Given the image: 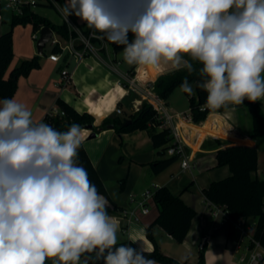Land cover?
I'll list each match as a JSON object with an SVG mask.
<instances>
[{"label": "clouds", "instance_id": "clouds-1", "mask_svg": "<svg viewBox=\"0 0 264 264\" xmlns=\"http://www.w3.org/2000/svg\"><path fill=\"white\" fill-rule=\"evenodd\" d=\"M61 12L123 46L128 65L191 73L198 62L209 109L264 99V0H66ZM180 89L194 92L187 79ZM84 139L78 124L59 131L15 98L0 100V264H79L84 253L103 264H156L117 246L119 222L78 162Z\"/></svg>", "mask_w": 264, "mask_h": 264}, {"label": "crops", "instance_id": "crops-1", "mask_svg": "<svg viewBox=\"0 0 264 264\" xmlns=\"http://www.w3.org/2000/svg\"><path fill=\"white\" fill-rule=\"evenodd\" d=\"M64 5L62 2L61 8ZM51 7L55 8L41 4L34 12L50 21L44 13ZM113 8L123 11L126 5L117 2ZM54 10L61 16L58 9ZM70 17L79 29L89 28L79 17ZM52 24L62 25L64 20L61 24ZM60 41L64 45L63 41ZM95 46L97 52H87L82 59H76L70 50H65L60 53L59 61L53 62L49 55L44 54L43 57L38 55V51L35 53L31 45L29 51H23L20 55H25L23 57L26 59L39 56L40 67L18 79L13 98L32 112L36 122H43L48 114L59 112L60 100L79 113L92 114L95 127H99L106 118H129L145 101L156 108L162 107V112L186 116V119L179 123V127L186 144V154L190 157L191 168L184 169L183 161L178 159L160 174L153 173L151 168V164L160 157L147 131L119 135L115 130L108 129L99 133L96 138L89 139L93 131L84 129V147L110 197L108 200L102 195L107 201L106 210L109 216L119 222L117 246L126 245L145 253L153 252L154 243L147 237V229L150 228L159 250L181 264H197L203 246L206 264H238L241 258H246V255L241 253L243 247L251 253L250 243L241 242L239 231L230 230L222 212L206 200L203 190L212 182L230 176L228 167H217L216 153L221 148L236 144L256 147L258 169L254 176L264 178V139L251 141L246 137L252 131V116L247 106L244 103L230 104L212 110L204 122L194 123L185 92L177 88L170 98L164 101L154 91L153 84L157 78L176 69L162 63L158 67L127 64L126 68L123 66V70H120L117 64L123 65L125 62L123 56V63H120L119 59L123 50L116 52L111 45ZM74 47L81 48L78 40L74 41ZM15 58L16 55L6 77L23 61ZM63 71H68L71 75L68 84L63 82ZM256 102L264 110V99ZM118 109L120 114L117 113ZM150 187L169 188L196 211V217L183 243L176 242L162 228L153 225L159 213L153 197L149 202L145 199L132 208L131 204L136 202L138 193H142L143 197L146 193L153 196L154 192H150ZM145 202L149 207V213L146 215L140 209ZM115 207L117 210H114ZM248 222L255 225L256 220L249 219ZM94 257L95 253H84L79 264H103L102 260L97 261ZM246 260L248 261L247 258ZM46 264H55V258L46 260Z\"/></svg>", "mask_w": 264, "mask_h": 264}, {"label": "trees", "instance_id": "trees-1", "mask_svg": "<svg viewBox=\"0 0 264 264\" xmlns=\"http://www.w3.org/2000/svg\"><path fill=\"white\" fill-rule=\"evenodd\" d=\"M56 1L62 6L63 0ZM26 24H31L34 32L39 31L43 27H49L60 37L64 44L69 42L71 36L77 37V34L72 32L66 23L58 26L53 25L47 18L33 11L26 10L23 16L14 17L11 21V29L0 35L1 99L13 98L17 90L18 79L40 67V57L35 56L31 59L23 60L6 77L14 60L13 29L17 25L25 26ZM81 32L85 36H89L91 32L99 36L101 41L92 39L95 45L105 43L113 46L116 52L123 50V46H118L106 38H102V34L95 32L90 27L87 30H81ZM128 39L131 42L134 39V34L129 32ZM53 52L61 53V49L59 46H55L53 47ZM185 59L190 60V57H185ZM190 62L193 64L194 69L191 73L186 69H180L163 74L157 78L153 87L156 95L161 100L166 101L177 88H180L181 83L187 79L194 88L193 94L185 93L189 99L191 120L194 123H201L207 119L212 109L206 107L207 93L196 87L197 82L200 80L199 69L201 65L195 61L190 60ZM244 104L252 116V131L246 137L251 141L264 139V110L257 102L245 100ZM58 107L59 113L47 116L43 122L59 131H66L72 124L80 125L83 130L91 129L98 134L108 129L115 130L119 135L147 131L153 147L157 150L160 157L151 164L152 171L155 174L165 171L179 159L178 155L169 156L167 154L172 139L168 130L161 128L162 120L159 111L147 101L143 102L140 109L130 115L129 118H106L99 127L94 126L95 118L90 113H79L62 100L58 101ZM129 120L131 121L130 123H128ZM216 160L217 167L229 168L230 176L212 182L207 189L203 190L204 197L212 205L221 207L228 213L230 218L228 224L231 231L234 229V225L240 221L255 219L256 223L251 234L253 239L259 242L264 250V178L259 179L254 176L258 169V150L249 144H236L219 149L216 153ZM78 162L87 170L89 180L96 186L98 193L110 200L105 184L95 169L83 143L78 149ZM121 185L123 188V183ZM153 201L159 209L153 225L162 228L176 242L183 243L188 236L192 221L196 217V211L167 187L155 189ZM114 210H117V207ZM147 237L154 243L155 247L151 253L144 252L147 258L155 260L159 264H181L159 250L150 233V228L147 229ZM249 248L253 250L255 248L254 243H250ZM197 264H206L205 246L200 250ZM258 264H264V253Z\"/></svg>", "mask_w": 264, "mask_h": 264}, {"label": "built area", "instance_id": "built-area-1", "mask_svg": "<svg viewBox=\"0 0 264 264\" xmlns=\"http://www.w3.org/2000/svg\"><path fill=\"white\" fill-rule=\"evenodd\" d=\"M41 4L47 6L48 5L54 6L56 9H58V11L61 13L64 23L68 25L69 29L72 32H75L77 34V37L71 36L69 42L63 45L59 39L55 38V32L53 31V36L49 42L53 47L59 46V48L61 49V53L64 52L65 50H70L71 53L76 57V59H82L87 52H91V53L97 52V48L95 44L92 42V39H99L101 41L100 37L92 32L90 33L89 36H85L78 28V26L74 24L71 17L66 18L62 14L61 12L62 8L57 3L56 0H0V27H2L7 22L11 23L14 17L23 16L26 10L34 12V10ZM41 29L37 32H34V34L32 35L33 41L37 42L40 39ZM76 40H78L81 44L80 49H75L74 47V41ZM102 46L105 47L106 44L103 43ZM49 59L53 62H58L60 59V53L52 51L49 54ZM62 76H63V82L65 84H68L71 78L70 73L68 71H63ZM156 109L159 111V114L163 113L162 115H160V118L162 120L161 128L168 130L169 135L172 139L167 154L169 156L178 155V158L183 161L184 169H190L191 168L190 157L186 154V150H185L186 144L183 140L182 131L179 127V123L184 121L186 119V116L181 114H170L164 111L162 112L161 111L162 107ZM58 113L59 112L50 113L47 116L56 115ZM117 113L120 114L121 111L118 109ZM144 197L146 199V202H149L153 196L151 193H146ZM146 202L143 203L141 206L142 213L144 215L149 213V207L146 204ZM217 209L218 211L222 212L224 216V220L227 223H229L230 218L228 213L221 207H217ZM137 219L138 218H136V220ZM254 226H255L254 224L250 225L249 222L246 220H242L234 225V229L239 231V233L241 234V238H242L240 240L241 242L248 240L249 243H254L255 245V248L251 250L250 258L248 259V261L246 260V258H241L238 264H258L259 260L262 258L264 250L260 246V243L253 239L251 234Z\"/></svg>", "mask_w": 264, "mask_h": 264}, {"label": "rangeland", "instance_id": "rangeland-1", "mask_svg": "<svg viewBox=\"0 0 264 264\" xmlns=\"http://www.w3.org/2000/svg\"><path fill=\"white\" fill-rule=\"evenodd\" d=\"M63 2L65 3L66 0H63ZM54 9L55 8H52V7L51 8H48L46 10L47 13H44V14H45L46 17H48L50 19V21L52 23L61 24L63 20H62L61 16L59 14H57V12ZM10 29H11V23L10 22L5 23L2 27H0V35L3 34V33H5V32H8ZM1 30H4V32L2 33ZM33 34H34V32H33L32 25L31 24H26L25 26L24 25H17V26L14 27V29H13V47H14V55H16V58H18V56L21 53H23V51H26V50L29 51L31 45L33 47L34 52L37 53V42L32 40V35ZM55 38L61 40L56 33H55ZM110 48L113 51V48L112 47H110ZM52 51H53V46L51 45V43H48L46 45L45 49H44L45 55H49ZM23 56H25V55H20L19 56L20 62L22 60L26 59V57H23ZM121 57H122V55L119 56V59L121 61L120 63H123V61L121 60L122 59ZM20 62H19V64H20ZM126 65H127V63L125 64V62H124L123 65L122 64H117V67L120 70H123V66L126 68ZM149 190H150V192H154L155 191V188L154 187H150ZM138 191H139V189H138ZM141 194L142 193H138L137 194L138 197L136 198V202L133 203V204H131V206H132L133 209L136 206H138V204L141 201L145 200V198ZM246 242H249V241L248 240H245V243ZM241 253L244 254V255H246V258L247 259L250 258V254L251 253L250 252H247L244 247L242 248Z\"/></svg>", "mask_w": 264, "mask_h": 264}, {"label": "water", "instance_id": "water-1", "mask_svg": "<svg viewBox=\"0 0 264 264\" xmlns=\"http://www.w3.org/2000/svg\"><path fill=\"white\" fill-rule=\"evenodd\" d=\"M53 36V30L49 27H43L40 31V39L37 41V51L39 56L44 55V49L46 45L50 42ZM131 121L129 120L128 123ZM98 136V133L92 132L89 139H94Z\"/></svg>", "mask_w": 264, "mask_h": 264}]
</instances>
